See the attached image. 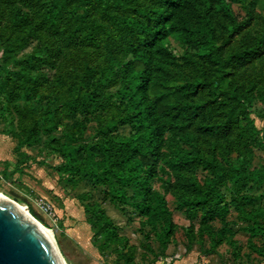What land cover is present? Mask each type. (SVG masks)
Instances as JSON below:
<instances>
[{"label": "rangeland", "instance_id": "374dc122", "mask_svg": "<svg viewBox=\"0 0 264 264\" xmlns=\"http://www.w3.org/2000/svg\"><path fill=\"white\" fill-rule=\"evenodd\" d=\"M53 2L0 0V138L9 143L1 159H14L11 170L7 171V163L5 168L0 166V194L25 207L50 232L66 264H158L161 258H167L164 264H172L189 253L201 264H263L264 237L244 231L245 222L237 210L230 208L224 220L207 222L202 209L178 208L174 177L160 171L158 164L149 183L165 195L172 212V232L162 248L145 218L129 204L140 200L139 191L127 187L125 199L129 202L123 203L113 194L119 188L118 179L111 174L114 163L95 162L104 159L102 149H108L110 159H115L113 155L120 152L116 140L127 137L131 127L124 122V106L113 99L121 75L105 77L111 58L125 60L128 43L141 36L127 28L123 19L144 20V12L154 10L159 0H63L60 17L51 21L48 12ZM230 12L233 21L221 13L214 17L216 46L223 60L250 48L264 35V0H233ZM82 16L104 23L108 34L101 32L93 43H87L78 24ZM232 22L238 25L234 31ZM168 47L176 57L186 50L174 39ZM205 69L208 78L216 74L215 67ZM224 72L223 98L228 100L226 89L242 97L258 140L264 143L260 117L264 100L258 92L264 79V43L256 54L228 61ZM173 74V83L179 85L199 71L185 66L175 68ZM72 85L80 91L83 104L74 118L65 111L56 115L65 101L80 105L72 103V93L67 94ZM212 90L198 95H210ZM252 95L254 99L248 100ZM68 129L73 147L79 150L73 173L62 170L66 159L55 150V142L63 143ZM249 147L251 165H264V145ZM87 156L93 161H85ZM235 158V154L230 156ZM202 175L197 172L198 177ZM220 191L229 199L227 187ZM242 193L260 196L255 205L264 204V183L248 182ZM241 208L251 206L242 204ZM101 215L120 238L103 249L98 248L105 239L103 232L95 234L88 222Z\"/></svg>", "mask_w": 264, "mask_h": 264}, {"label": "trees", "instance_id": "16d2710c", "mask_svg": "<svg viewBox=\"0 0 264 264\" xmlns=\"http://www.w3.org/2000/svg\"><path fill=\"white\" fill-rule=\"evenodd\" d=\"M62 1L54 0L50 5L48 16L51 21L60 17ZM119 1L123 0H116V3ZM232 1L159 0L154 10L144 12V20L124 18L123 24L137 30L141 36L128 43L125 60L111 58L112 65L105 75L106 78L121 75V84L113 99L124 106L127 114L124 122L131 127L127 137L116 140L120 152L112 154L115 159H110L113 157L108 149H102L104 159L95 162L114 163L111 174L118 179L119 188L114 189L113 194L123 203L129 202L125 199L127 187L139 191L140 200L129 204L145 218L162 248L172 232V212L165 195L149 183L156 175L158 164L160 171L174 177L180 200L178 208L202 209V218L207 222L214 218L224 220L232 208L242 216L244 231L264 237V204L255 205L260 196L242 193L248 182L258 186L264 183V165H251L253 151L249 147L262 148L264 143L258 140L242 97L226 89L227 100L221 91L227 62L256 54L264 43V35L250 48L234 52L227 60L222 59L216 46L214 17L221 13L233 21ZM19 20H23L22 17ZM78 24L87 43H93L101 32L108 34L104 23L86 16H82ZM237 27L235 24L232 31ZM170 39L185 46L181 56L176 57L169 49ZM185 66L195 67L199 75L176 85L173 71ZM205 66L215 67L216 74L208 78ZM208 88L213 89L210 95H198ZM258 92L264 100V79ZM71 93L72 103L80 105L74 107L65 101L60 106L62 109L55 111L56 115L65 111L76 117L83 97L74 85L67 90L69 96ZM85 96L92 98L90 93ZM252 98L253 95L248 100ZM260 117L264 120V113ZM237 125L238 129L235 128ZM71 137L68 129L65 141L55 142V150L66 159L61 165L62 170L73 173L79 150L73 147ZM232 154L236 155L235 159H230ZM85 161L92 162L93 159L87 156ZM197 172L204 175L198 177ZM224 187L229 189V199L220 191ZM242 204L251 209H240ZM88 222L95 234L103 232L105 239L98 245L99 249L120 241L115 227L104 215L97 221L88 219Z\"/></svg>", "mask_w": 264, "mask_h": 264}, {"label": "water", "instance_id": "95a60500", "mask_svg": "<svg viewBox=\"0 0 264 264\" xmlns=\"http://www.w3.org/2000/svg\"><path fill=\"white\" fill-rule=\"evenodd\" d=\"M0 264H66L49 239L11 204L0 200Z\"/></svg>", "mask_w": 264, "mask_h": 264}, {"label": "crops", "instance_id": "0c3cea01", "mask_svg": "<svg viewBox=\"0 0 264 264\" xmlns=\"http://www.w3.org/2000/svg\"><path fill=\"white\" fill-rule=\"evenodd\" d=\"M9 143L8 140H5V138L1 137L0 138V166L2 165L3 167L5 166V163H7L9 166L7 167V171L11 170L12 167L10 166L14 159H1L2 155L5 154L4 149H8ZM5 168V167H4ZM3 170V169H2ZM158 264H164L163 262L158 263ZM172 264H201L198 262V258L194 253H189L187 255H180V259H177L173 261ZM264 264V263H263Z\"/></svg>", "mask_w": 264, "mask_h": 264}, {"label": "bare ground", "instance_id": "6f19581e", "mask_svg": "<svg viewBox=\"0 0 264 264\" xmlns=\"http://www.w3.org/2000/svg\"><path fill=\"white\" fill-rule=\"evenodd\" d=\"M0 200L2 201H6L7 203L13 205L20 213L21 215H23L26 219H28L33 225H35L38 229H40L42 231V233H44V235H46L49 239L51 238V234L50 232L44 228L43 226H41L40 224H38L27 212V209L25 207H23L22 205L10 200L9 198H7L6 196H3L0 194Z\"/></svg>", "mask_w": 264, "mask_h": 264}, {"label": "built area", "instance_id": "2783aa9c", "mask_svg": "<svg viewBox=\"0 0 264 264\" xmlns=\"http://www.w3.org/2000/svg\"><path fill=\"white\" fill-rule=\"evenodd\" d=\"M165 261H167V258H161L160 259V262H163L164 263Z\"/></svg>", "mask_w": 264, "mask_h": 264}]
</instances>
